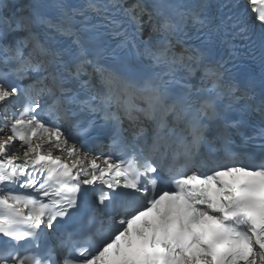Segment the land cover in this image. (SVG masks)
Listing matches in <instances>:
<instances>
[{
    "label": "snow or ice",
    "instance_id": "6c2138e0",
    "mask_svg": "<svg viewBox=\"0 0 264 264\" xmlns=\"http://www.w3.org/2000/svg\"><path fill=\"white\" fill-rule=\"evenodd\" d=\"M0 264H264V0H0Z\"/></svg>",
    "mask_w": 264,
    "mask_h": 264
}]
</instances>
